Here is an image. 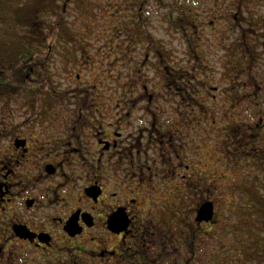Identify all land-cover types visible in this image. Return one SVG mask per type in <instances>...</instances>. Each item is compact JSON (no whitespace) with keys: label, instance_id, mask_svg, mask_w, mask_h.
Listing matches in <instances>:
<instances>
[{"label":"flooded vegetation","instance_id":"obj_1","mask_svg":"<svg viewBox=\"0 0 264 264\" xmlns=\"http://www.w3.org/2000/svg\"><path fill=\"white\" fill-rule=\"evenodd\" d=\"M85 1L74 33L0 23V264L195 262L218 212L264 225V0Z\"/></svg>","mask_w":264,"mask_h":264},{"label":"rangeland","instance_id":"obj_2","mask_svg":"<svg viewBox=\"0 0 264 264\" xmlns=\"http://www.w3.org/2000/svg\"><path fill=\"white\" fill-rule=\"evenodd\" d=\"M36 1L41 2L42 0H32L31 2L36 5ZM107 2V0H104ZM111 2V1H109ZM30 4V6L27 8V10H30V8L35 7L33 4ZM94 3V2H93ZM58 4V3H57ZM120 4V3H119ZM93 5V4H92ZM56 6V5H55ZM106 7L107 4L104 3L103 5L97 6V8L100 9V7ZM64 11L65 13V25H67V30L69 29L71 32H77L81 30V19L78 20L81 16V12L77 9V5L75 2H72V0H67L65 1L64 4ZM93 7V6H92ZM95 8V5L92 9ZM99 9L95 10V12H98ZM57 11L61 10V4H58V7L56 8ZM104 12V11H103ZM50 14V13H49ZM43 17H37V21L39 20H49V21H54L58 22L57 19H55L52 14ZM21 15L25 16L27 15L26 12L22 13ZM61 18V16H59ZM62 19V18H61ZM56 20V21H55ZM64 20V19H63ZM44 23H39V28L45 29ZM62 24H60L61 28ZM75 35H71L70 37V42L73 44L72 40L75 39ZM81 41V39H80ZM81 54V47L80 50L76 53H74L75 56H79ZM69 70L71 72V80L73 79V75L75 73H80L81 77H89V76H94L95 69H79L76 68V63L75 65H71L69 67ZM240 214L237 212H227V211H220L218 212V220L217 222L214 223V225L209 229L208 233L200 231L197 234V243L196 247L197 250L195 249L197 253L196 261L193 262L190 260L191 253L188 245L184 242L183 245H180L175 252V256L173 258L168 259V264H206V251L207 248L211 249V255L209 253V256H211L210 263L211 264H249L253 258L250 256H247L249 260H246L245 262V254L243 252L244 250V245L246 243L245 241V236H243L240 232L239 233H232V229L237 226L238 222H240ZM240 227L243 226L241 224H238ZM206 229V228H202ZM253 231L252 234L249 233V236L253 238V240H256L255 246L258 247V244L261 240V238L264 237V233L262 230L259 229H253L249 228ZM204 231V230H203ZM264 231V230H263ZM216 257V259H215ZM214 259V260H213ZM259 264V263H258ZM261 264H264V261L261 262Z\"/></svg>","mask_w":264,"mask_h":264},{"label":"trees","instance_id":"obj_3","mask_svg":"<svg viewBox=\"0 0 264 264\" xmlns=\"http://www.w3.org/2000/svg\"><path fill=\"white\" fill-rule=\"evenodd\" d=\"M32 1V0H31ZM30 0H0V23L2 24H8L11 26H14L16 23H18L24 16L21 15L22 13L26 12H30L32 11L31 8L30 10H27V8L30 6L31 4ZM65 1L67 0H42L41 2L36 1V5L33 4L35 7V12L37 14V17H43V16H47L49 13L52 15H56V14H61L64 10V4ZM69 1V0H68ZM72 2H75L76 5L78 6L77 9L79 10V12L83 11L81 10V5L84 4V2H86L87 5H85V7H88V2L87 1H83V0H72ZM61 4V10L57 11L56 8L58 7V4ZM56 5V6H55ZM86 7V8H87ZM49 14V15H50ZM58 19H60L58 17ZM238 213V212H237ZM240 214V213H238ZM241 216V215H240ZM254 220V219H253ZM251 227H240L238 224L237 226H235L232 229V233H245L247 235V237H245V245H244V254H245V262L246 260H249L247 258V256H250L251 258H253V260L250 261L249 264H261L262 261H264V237L261 238L258 247L255 246L256 244V240H253V238L251 236H249V233L252 234L253 231L251 229H249ZM259 230H262V232L264 233V225H262L261 227L258 228ZM248 232V234H247ZM188 247H190V244H188L187 242H185ZM190 253H192V250H190ZM206 255V254H205ZM216 259V257H215ZM214 260V259H213ZM247 263V262H246ZM206 264H211L210 262L206 261Z\"/></svg>","mask_w":264,"mask_h":264},{"label":"water","instance_id":"obj_4","mask_svg":"<svg viewBox=\"0 0 264 264\" xmlns=\"http://www.w3.org/2000/svg\"><path fill=\"white\" fill-rule=\"evenodd\" d=\"M212 205L211 203H204L200 206L197 212L196 220L200 221H209L212 217Z\"/></svg>","mask_w":264,"mask_h":264}]
</instances>
